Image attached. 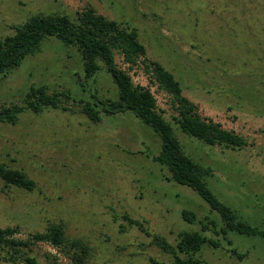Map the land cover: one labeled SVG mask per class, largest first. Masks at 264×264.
<instances>
[{
  "label": "rangeland",
  "instance_id": "obj_1",
  "mask_svg": "<svg viewBox=\"0 0 264 264\" xmlns=\"http://www.w3.org/2000/svg\"><path fill=\"white\" fill-rule=\"evenodd\" d=\"M87 4L136 27L147 56L174 73L201 114L245 137V145L231 148L185 134L171 119L168 96L148 82L141 67L130 68L116 53L133 81L154 91L184 151L212 167L209 187L238 217L264 228V0H0V37L32 14L74 17ZM31 84L68 88L75 98L116 95L105 68L85 80L75 47L55 37L0 73V104L22 103ZM159 147V136L131 112L103 114L93 122L81 112L50 107L40 113L26 109L16 123L0 121V161L36 181L27 190L0 179V227L17 224L25 237L57 221L68 237L91 246L86 264H170L172 254L127 224L122 213L143 220L172 244L182 230H201L198 220L205 215L218 226L222 221L194 189L167 179V168L150 155ZM182 208L195 211L196 220H185ZM202 233L219 241L195 253L204 264H264V237L228 231V243L212 229ZM31 253L41 264H71L45 241Z\"/></svg>",
  "mask_w": 264,
  "mask_h": 264
},
{
  "label": "trees",
  "instance_id": "obj_2",
  "mask_svg": "<svg viewBox=\"0 0 264 264\" xmlns=\"http://www.w3.org/2000/svg\"><path fill=\"white\" fill-rule=\"evenodd\" d=\"M49 37L75 47L81 59L85 80L105 68L116 86V95L104 97L92 92L91 99L75 98L68 88L48 89L44 84H31L24 93L22 103L0 104V121L16 123L20 113L26 109L40 113L52 107L81 112L93 122H99L103 114L131 112L150 126L160 138V147L157 153L146 154L167 168V179L194 189L210 209L218 213L222 221V225L218 226L213 218L205 215L204 220H198L201 230H182L178 233L176 243L172 244L162 234L150 232L143 220L127 212L122 213L121 217L127 224L136 225L152 236L153 243L172 254L170 264H204L202 259L195 257L202 244L219 245L218 240L202 233L204 230L212 229L216 234H222L228 243H231L226 236L228 231L264 237L263 227L238 217L235 210L209 187L206 178L213 175L212 167L184 151L164 110L158 107L154 91L149 85L135 83L129 71L117 64L116 53L130 68L141 67L148 82L168 96L171 119L185 134L210 145L231 148L245 145V137L201 114L197 104L183 93L181 83L174 73L158 60L147 56L146 46L140 40L136 27L100 13L91 4L77 10L74 17L59 12L32 14L14 25L12 34L0 37V73L6 74L11 68L20 65L27 55L39 50L42 42ZM0 179L6 186L13 185L27 190L36 187V181L26 171L2 161ZM181 215L189 222L196 220L193 210L182 208ZM124 228L121 225V230ZM20 232L21 228L17 224L0 227V264H41L31 253L39 241L48 242L62 250L71 264H86L90 256L91 246L82 238L68 237L60 222L51 221L45 230L27 233L25 237L19 236ZM230 250L239 257L245 255L235 247Z\"/></svg>",
  "mask_w": 264,
  "mask_h": 264
}]
</instances>
